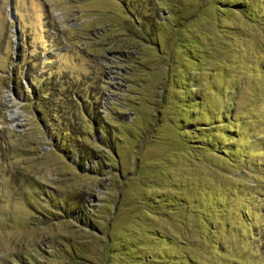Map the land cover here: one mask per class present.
Here are the masks:
<instances>
[{"label": "rangeland", "instance_id": "obj_1", "mask_svg": "<svg viewBox=\"0 0 264 264\" xmlns=\"http://www.w3.org/2000/svg\"><path fill=\"white\" fill-rule=\"evenodd\" d=\"M0 264H264V0H0Z\"/></svg>", "mask_w": 264, "mask_h": 264}, {"label": "trees", "instance_id": "obj_2", "mask_svg": "<svg viewBox=\"0 0 264 264\" xmlns=\"http://www.w3.org/2000/svg\"><path fill=\"white\" fill-rule=\"evenodd\" d=\"M40 88L39 87V91H40ZM49 90H50V87H49ZM44 91V89H43ZM51 93L50 95H53L57 100L52 102V103H49L47 105V110L52 113H55V114H60V111L63 109V106L64 104H67V103H70L72 102L73 104L75 103L76 105L79 106V108H81V110L85 111V115H88L89 113L85 110V107L90 104L92 101H89L88 99L91 97L92 93L89 91V90H85V91H82V92H71V91H60V90H50ZM41 92V91H40ZM32 94H35V93H32ZM38 99V98H37ZM37 99L35 100L36 102ZM92 99V98H91ZM40 101V99H39ZM40 103V102H39ZM41 106V108H44L45 105L43 104V102H41L39 104ZM38 113L41 114V119L44 121L45 120V117L48 115V114H45L44 113V109H39L38 110ZM87 113V114H86ZM44 114V115H43ZM63 120H64V126L65 128L67 127H70L72 126V123H69L68 121V118H65L64 116H62ZM88 123H90L93 127H96V129H100V126H102V122H99L95 117L94 115L90 114V117L88 118ZM71 122H72V118H71ZM52 140H53V145L55 146H59L60 145V140L58 137L52 135ZM87 138H91L90 136H87ZM94 141L97 140L96 142L97 143H104V138L100 137L99 136V139H98V136L96 135L95 138L93 139ZM79 146H76L75 147V155H77V157L75 158V163H78L79 166L82 167V163H83V160L86 159V162H89L92 164L93 163H96V159H98V156L96 155V153L93 151L92 147L90 145H85L83 144L82 142H80L78 144ZM69 149V148H68ZM63 151L65 152V154L67 155L68 151L69 150H66V149H63ZM101 162L103 165H105V161L101 159ZM88 166H92V165H88ZM87 168H90V167H87Z\"/></svg>", "mask_w": 264, "mask_h": 264}, {"label": "water", "instance_id": "obj_3", "mask_svg": "<svg viewBox=\"0 0 264 264\" xmlns=\"http://www.w3.org/2000/svg\"><path fill=\"white\" fill-rule=\"evenodd\" d=\"M11 10V9H10Z\"/></svg>", "mask_w": 264, "mask_h": 264}]
</instances>
